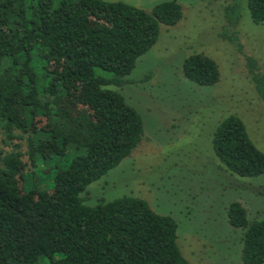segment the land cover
Segmentation results:
<instances>
[{"label":"trees","instance_id":"1","mask_svg":"<svg viewBox=\"0 0 264 264\" xmlns=\"http://www.w3.org/2000/svg\"><path fill=\"white\" fill-rule=\"evenodd\" d=\"M245 4V6L243 5ZM247 8L264 24V0H233L225 20L235 28ZM182 5L165 0L151 12L123 1L0 0V264H190L178 243V222L140 197L85 203L82 194L130 156L142 141V115L122 93L138 59L157 42L161 24L175 25ZM227 36V35H224ZM249 57V74L264 101V73ZM184 74L200 85L220 79L204 53L187 57ZM43 122L38 127L36 122ZM224 166L243 177L264 173V152L245 122L226 117L213 136ZM82 151L58 167L51 189L27 190L28 167ZM229 223L243 231L242 260L264 264V218H249L238 200Z\"/></svg>","mask_w":264,"mask_h":264},{"label":"rangeland","instance_id":"2","mask_svg":"<svg viewBox=\"0 0 264 264\" xmlns=\"http://www.w3.org/2000/svg\"><path fill=\"white\" fill-rule=\"evenodd\" d=\"M123 1L151 12L165 0ZM183 17L161 24L155 45L141 56L122 86L110 85L143 117L142 141L108 174L82 194L89 206L123 196L145 199L162 215L178 222V243L190 264H245L243 231L228 220L229 204L240 201L249 218H264V173L243 177L229 171L217 156L213 136L229 115L240 116L256 146L264 152V101L249 74V57L264 73V24L255 23L247 8L235 28L228 27L225 7L233 0H176ZM245 6V4H243ZM227 35V36H224ZM195 53L213 58L220 68L214 85H200L184 74V61ZM40 127L43 122H36ZM0 150L21 144L29 162L27 136L5 141ZM82 151L28 167L27 190L51 189L58 167ZM46 256L37 264H49Z\"/></svg>","mask_w":264,"mask_h":264}]
</instances>
